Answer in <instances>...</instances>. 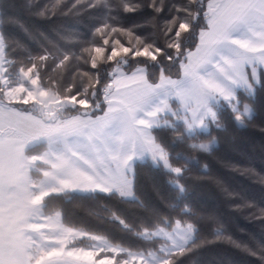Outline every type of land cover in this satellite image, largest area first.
Here are the masks:
<instances>
[{"label":"snow or ice","instance_id":"1","mask_svg":"<svg viewBox=\"0 0 264 264\" xmlns=\"http://www.w3.org/2000/svg\"><path fill=\"white\" fill-rule=\"evenodd\" d=\"M8 7L0 0V264H185L200 238L183 183L199 165L190 153L213 150L215 138L196 141L213 128L225 130V111L239 125L254 117L241 93L254 98L257 86L264 88V0H171L167 6L153 0L149 7L158 13L167 7L170 17L163 47L140 35L133 45L134 32L114 26L117 6L101 0L87 5L103 9L100 26L76 51L41 34L46 43L39 54L24 49L23 59L9 58L22 45L2 30ZM123 7L136 10L129 0ZM125 33L129 46L118 38ZM181 144L189 154L175 151ZM149 162L169 177L179 218L153 209L150 218L129 224L105 206L142 246L67 227L59 212H45L52 199L100 194L144 207L136 167Z\"/></svg>","mask_w":264,"mask_h":264},{"label":"trees","instance_id":"2","mask_svg":"<svg viewBox=\"0 0 264 264\" xmlns=\"http://www.w3.org/2000/svg\"><path fill=\"white\" fill-rule=\"evenodd\" d=\"M100 2L5 0L9 7L2 30L10 40L22 45L9 58L23 59L24 49L34 56L38 55L42 44L46 43L41 39V34L47 37V42L61 50L76 51L75 45L85 37L90 38L95 26H100L96 21L104 16L103 9L87 7L90 3L99 5ZM111 2L117 6V19L120 21L114 26L131 29L134 32L131 37L133 45L136 44L135 36L140 35L142 38L149 37L145 43H151V38H155L160 46H164L163 30L167 26L166 19L170 18L167 7L158 13L149 7L153 0H129L130 6L136 10L126 11L123 0ZM156 2L159 6L160 0ZM170 2L164 0L165 6ZM176 2L186 3L187 0ZM45 9L47 13L41 14ZM118 38L129 46L127 41L130 38L126 33ZM96 39L102 43L99 34ZM135 60L147 61L149 65L154 63L150 57H136ZM164 65L167 68L171 62L164 61ZM87 67L90 68V64ZM61 72L64 69H57V74ZM170 74L176 79L178 67L172 66ZM158 77L157 69L155 78ZM241 98L242 103L253 108L254 117L239 125L230 110L225 111V130L213 128L210 136L196 141L207 143L215 138L213 150L190 153L199 161V165L186 174L183 183L188 189L186 202L195 213L194 221L200 238L195 255L184 258L185 264H190L193 259L196 264H264V212L261 211L264 209V88L257 86L254 98H248L246 93H241ZM165 136L171 139L172 134ZM175 151L189 154L185 144L178 145ZM168 179L162 172L153 170L149 162L136 167V195L144 207L100 194L101 198L97 200L52 199L45 212H59L68 227L87 228L94 234H111L117 242L123 239L126 244L142 246V241L125 232L118 221L111 219V212L106 211L105 206L129 224L150 218L153 209L163 216L171 213L172 218L177 219L179 217L171 207L173 192ZM218 230L223 235L217 236Z\"/></svg>","mask_w":264,"mask_h":264},{"label":"rangeland","instance_id":"3","mask_svg":"<svg viewBox=\"0 0 264 264\" xmlns=\"http://www.w3.org/2000/svg\"><path fill=\"white\" fill-rule=\"evenodd\" d=\"M173 79H174V78H173ZM53 214H55V213H53ZM49 215H52V214H49ZM60 219H62V218H61V215H60ZM81 239H84V243H85V244L88 243V241H87L85 238H81ZM82 245H83V244H82Z\"/></svg>","mask_w":264,"mask_h":264},{"label":"crops","instance_id":"4","mask_svg":"<svg viewBox=\"0 0 264 264\" xmlns=\"http://www.w3.org/2000/svg\"><path fill=\"white\" fill-rule=\"evenodd\" d=\"M53 216H54V214H52ZM60 219V218H59ZM61 220V222L63 223V221H62V219H60ZM64 224V223H63ZM65 225V224H64ZM66 226V225H65ZM68 227V226H67ZM79 246H84V245H79Z\"/></svg>","mask_w":264,"mask_h":264}]
</instances>
